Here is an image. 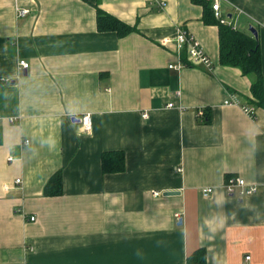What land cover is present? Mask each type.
<instances>
[{"label": "crops", "instance_id": "crops-1", "mask_svg": "<svg viewBox=\"0 0 264 264\" xmlns=\"http://www.w3.org/2000/svg\"><path fill=\"white\" fill-rule=\"evenodd\" d=\"M220 5L225 22L195 0H0V264H264V108L255 75L220 62L218 23L256 27L264 86V0ZM97 6L136 28L99 30ZM179 26L211 68L188 64ZM228 175L258 192L226 195Z\"/></svg>", "mask_w": 264, "mask_h": 264}, {"label": "trees", "instance_id": "trees-1", "mask_svg": "<svg viewBox=\"0 0 264 264\" xmlns=\"http://www.w3.org/2000/svg\"><path fill=\"white\" fill-rule=\"evenodd\" d=\"M211 5V0H195ZM212 8V7H211ZM209 8H205L203 19L216 22ZM219 23V52L222 64L238 66L244 73H253L251 93L255 104L264 108V86L261 76V57L258 38L248 31L240 30L232 24ZM96 24L99 30H113L123 35L136 27L117 16L96 8ZM189 64V63H188ZM101 166L104 172H116L123 169L121 151H106L101 155ZM61 171L55 172L45 183L44 195L54 196L61 193Z\"/></svg>", "mask_w": 264, "mask_h": 264}, {"label": "built area", "instance_id": "built-area-1", "mask_svg": "<svg viewBox=\"0 0 264 264\" xmlns=\"http://www.w3.org/2000/svg\"><path fill=\"white\" fill-rule=\"evenodd\" d=\"M160 4H163V1H160ZM211 7L216 18L221 22H225L226 18L223 16L221 11L220 0H211ZM28 11L25 7H18V14L24 15ZM176 41L179 47H182L184 44H187V53H188V63L192 65L203 64L207 68H211V61L209 56L205 53L202 47L199 45L198 41L182 26L177 28ZM19 66L22 69H26L29 66V63L25 59H19ZM169 66H174L170 64ZM225 104H234L240 106V108L252 118H255V108L245 104H241L238 99L233 98L231 95L230 98L225 100ZM169 106L172 104L169 103ZM200 114H203L200 111ZM147 116L146 113L143 114ZM79 121L82 123L84 129L88 130L91 126V118L89 114H84L79 117ZM29 140H22V144H28ZM11 159V158H9ZM16 182H19V179H16ZM221 188L226 195L235 197V198H244L258 192V186L254 183L247 182L244 178L240 176L228 175L225 177L224 182L221 185ZM214 191L213 186H203L200 188V192L204 196H209ZM178 217V213L175 214ZM35 216H29V220H34ZM248 259L249 256H246Z\"/></svg>", "mask_w": 264, "mask_h": 264}, {"label": "water", "instance_id": "water-1", "mask_svg": "<svg viewBox=\"0 0 264 264\" xmlns=\"http://www.w3.org/2000/svg\"><path fill=\"white\" fill-rule=\"evenodd\" d=\"M248 28L251 31V33L255 37H257V29H256V27L254 25L250 24L248 26ZM23 71L25 72L26 69H23ZM71 119H72V121H77V122L79 121V118H77V117H72ZM175 194H178V192H176V191H166V192H164V195H175ZM180 223H181V219L178 220V224H180Z\"/></svg>", "mask_w": 264, "mask_h": 264}]
</instances>
